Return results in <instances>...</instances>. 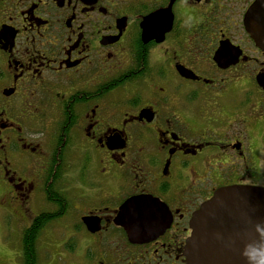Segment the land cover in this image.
Returning <instances> with one entry per match:
<instances>
[{
    "label": "flooded vegetation",
    "instance_id": "af4514ba",
    "mask_svg": "<svg viewBox=\"0 0 264 264\" xmlns=\"http://www.w3.org/2000/svg\"><path fill=\"white\" fill-rule=\"evenodd\" d=\"M255 2L0 0V199L21 264L34 227L35 246L59 230L82 248L59 264H187L215 190L264 188ZM135 197L161 206V233L116 224Z\"/></svg>",
    "mask_w": 264,
    "mask_h": 264
},
{
    "label": "water",
    "instance_id": "95a60500",
    "mask_svg": "<svg viewBox=\"0 0 264 264\" xmlns=\"http://www.w3.org/2000/svg\"><path fill=\"white\" fill-rule=\"evenodd\" d=\"M245 28L264 50V0H256L249 8ZM131 202L148 205L152 211L146 217L131 216L126 211ZM160 207L153 200L135 197L120 207L115 222L130 239L157 235L168 224L161 220ZM257 222H264V188L248 185L218 188L191 217V234L184 246L186 263L245 264L241 255L245 245L261 239L255 231Z\"/></svg>",
    "mask_w": 264,
    "mask_h": 264
},
{
    "label": "rangeland",
    "instance_id": "374dc122",
    "mask_svg": "<svg viewBox=\"0 0 264 264\" xmlns=\"http://www.w3.org/2000/svg\"><path fill=\"white\" fill-rule=\"evenodd\" d=\"M13 220L6 203L0 199V264H21L20 258H17L21 251L20 235L11 225ZM39 240L35 246L37 264H59L71 257L74 251L79 255L78 260L83 256L82 248L74 242H64L59 230L51 232L47 242L45 234L40 235Z\"/></svg>",
    "mask_w": 264,
    "mask_h": 264
},
{
    "label": "clouds",
    "instance_id": "9594fccd",
    "mask_svg": "<svg viewBox=\"0 0 264 264\" xmlns=\"http://www.w3.org/2000/svg\"><path fill=\"white\" fill-rule=\"evenodd\" d=\"M255 231L259 233L261 239L245 245L241 253L245 264H264V222H257Z\"/></svg>",
    "mask_w": 264,
    "mask_h": 264
},
{
    "label": "trees",
    "instance_id": "16d2710c",
    "mask_svg": "<svg viewBox=\"0 0 264 264\" xmlns=\"http://www.w3.org/2000/svg\"><path fill=\"white\" fill-rule=\"evenodd\" d=\"M34 228L32 231L26 234V239L24 237L25 241L23 242V248H22L24 251V255H23L24 257L22 259V264H37L38 263L37 256H36Z\"/></svg>",
    "mask_w": 264,
    "mask_h": 264
},
{
    "label": "snow or ice",
    "instance_id": "6c2138e0",
    "mask_svg": "<svg viewBox=\"0 0 264 264\" xmlns=\"http://www.w3.org/2000/svg\"><path fill=\"white\" fill-rule=\"evenodd\" d=\"M126 211L131 216L146 217L151 213L152 209L148 205H141L137 202H131L130 206L126 209Z\"/></svg>",
    "mask_w": 264,
    "mask_h": 264
}]
</instances>
